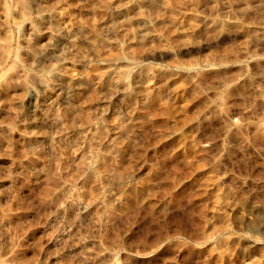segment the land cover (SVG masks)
<instances>
[{"label":"rangeland","instance_id":"374dc122","mask_svg":"<svg viewBox=\"0 0 264 264\" xmlns=\"http://www.w3.org/2000/svg\"><path fill=\"white\" fill-rule=\"evenodd\" d=\"M0 264H264V0H0Z\"/></svg>","mask_w":264,"mask_h":264}]
</instances>
